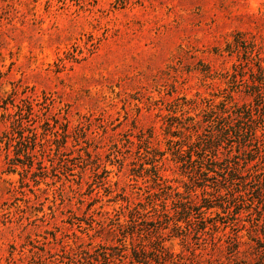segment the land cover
<instances>
[{
  "label": "rangeland",
  "instance_id": "374dc122",
  "mask_svg": "<svg viewBox=\"0 0 264 264\" xmlns=\"http://www.w3.org/2000/svg\"><path fill=\"white\" fill-rule=\"evenodd\" d=\"M0 264H264V0H0Z\"/></svg>",
  "mask_w": 264,
  "mask_h": 264
}]
</instances>
